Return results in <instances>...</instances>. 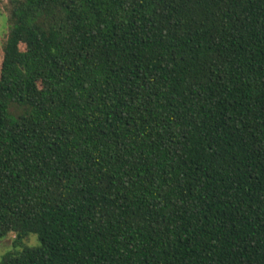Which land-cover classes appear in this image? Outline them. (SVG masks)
I'll return each mask as SVG.
<instances>
[{"label":"trees","instance_id":"1","mask_svg":"<svg viewBox=\"0 0 264 264\" xmlns=\"http://www.w3.org/2000/svg\"><path fill=\"white\" fill-rule=\"evenodd\" d=\"M0 264H264V0H7Z\"/></svg>","mask_w":264,"mask_h":264},{"label":"rangeland","instance_id":"2","mask_svg":"<svg viewBox=\"0 0 264 264\" xmlns=\"http://www.w3.org/2000/svg\"><path fill=\"white\" fill-rule=\"evenodd\" d=\"M8 4L7 0H0V47L2 46L8 31ZM15 235L8 234L0 238V261L2 257L11 252H21L24 248H36L39 246L37 237L27 235L20 244L15 245Z\"/></svg>","mask_w":264,"mask_h":264}]
</instances>
